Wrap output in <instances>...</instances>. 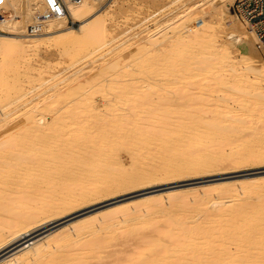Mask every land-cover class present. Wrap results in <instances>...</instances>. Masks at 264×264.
Listing matches in <instances>:
<instances>
[{
  "label": "bare ground",
  "instance_id": "1",
  "mask_svg": "<svg viewBox=\"0 0 264 264\" xmlns=\"http://www.w3.org/2000/svg\"><path fill=\"white\" fill-rule=\"evenodd\" d=\"M98 1L85 15L95 0H63L59 17L48 14L47 0H9L6 7V19L22 9L38 33H0V264H91V255L108 244L98 229L104 223L117 230L115 221L127 215L141 218L127 229L136 246L122 264H264V181L258 178L239 191L146 196L96 222L90 215L57 227L107 192L151 180L155 171L170 179L220 166L264 165V61L235 13V0H195L61 89L17 113L7 111V55L29 51L49 65L67 45L84 39L109 44L126 33L103 41L120 3ZM184 39L191 72L186 83L198 84L190 94L203 96L202 102H157V87L118 78L127 70L153 73L150 55ZM244 67L251 75L240 81ZM109 90L115 99L97 102ZM210 91L224 94L228 104L214 102ZM220 193L229 194L227 202L218 200ZM250 194L256 197L247 199ZM81 231L86 235L79 239Z\"/></svg>",
  "mask_w": 264,
  "mask_h": 264
},
{
  "label": "rangeland",
  "instance_id": "2",
  "mask_svg": "<svg viewBox=\"0 0 264 264\" xmlns=\"http://www.w3.org/2000/svg\"><path fill=\"white\" fill-rule=\"evenodd\" d=\"M104 1L100 3L102 4ZM193 1L195 0H119L120 6L115 10L117 21L112 28L104 27L106 34L103 41L105 42L110 39L112 34L126 32L121 34L115 42L104 44V42L97 43L92 39H84L72 43L65 47L57 61L55 60L53 64L49 65L32 59L29 51L22 50L7 55V70L5 72L7 82L2 88V93L8 99L7 111L17 113L27 105L61 89L76 75L93 69L134 41L147 36L150 32L178 17L192 5ZM98 3L99 1L95 0V4L88 8L85 15L92 13ZM119 21L122 24L118 23ZM68 24L76 27L78 23L72 22L70 19ZM187 43L184 39L174 43L171 47H163L153 52L149 57L153 59L152 62H155L153 73L146 70L135 72L127 70L118 78L127 84H152L151 86L157 87L159 92L154 95V100L157 102L175 106L202 102L203 96L191 97L190 94L198 90V84L195 82L186 83L187 77L191 76L189 52L185 50ZM241 50L244 53L247 52L246 49ZM241 69L240 81L243 80L242 77L245 74L251 75L250 70L245 67ZM204 89L206 90H202L203 94L208 91V88ZM209 93L214 102L222 105L228 104L224 94L214 91ZM115 94V90H109L96 100L99 103L110 102L115 99ZM159 173V171H155L153 178L146 182H129L115 188L114 191L107 192L105 196L91 203L92 206L61 219L57 223V227L70 225L90 215H95L96 218L93 221L96 222L97 219H102L106 212L118 209L123 203L138 202L146 196L159 197L168 191L180 194L191 190H204L214 195L217 188L220 187H231L239 191L241 187L249 185L252 179L258 178L264 181V165L220 166L204 172L170 179L156 176ZM260 183L264 188V182ZM228 195L220 193L217 194V197L220 202H227ZM255 197L256 195L250 194L247 199L252 200ZM150 213H143V217L147 218ZM140 218L141 216L138 218L135 215H127L123 217V220L115 219L117 230H113L103 223L102 228L98 229V233H103L102 235L108 238V244L100 247L95 254L91 255L95 257L91 264H122L123 258L136 246V238L129 235L127 229L139 226ZM57 227L46 233L53 232ZM85 235L81 231L77 238L81 239Z\"/></svg>",
  "mask_w": 264,
  "mask_h": 264
},
{
  "label": "built area",
  "instance_id": "3",
  "mask_svg": "<svg viewBox=\"0 0 264 264\" xmlns=\"http://www.w3.org/2000/svg\"><path fill=\"white\" fill-rule=\"evenodd\" d=\"M47 1L50 16L59 17L64 14L63 0ZM8 4L9 0H0V33L37 34L38 26L26 24L22 9L18 10L11 20L6 19L5 10ZM233 7L245 28L254 34L255 47L264 61V0H235Z\"/></svg>",
  "mask_w": 264,
  "mask_h": 264
}]
</instances>
